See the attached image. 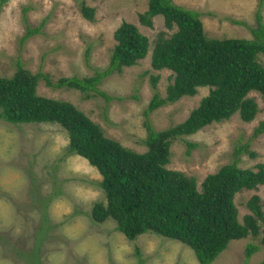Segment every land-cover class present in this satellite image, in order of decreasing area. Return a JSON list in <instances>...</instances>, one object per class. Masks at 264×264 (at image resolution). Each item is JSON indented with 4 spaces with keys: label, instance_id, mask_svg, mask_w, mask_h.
I'll list each match as a JSON object with an SVG mask.
<instances>
[{
    "label": "rangeland",
    "instance_id": "obj_1",
    "mask_svg": "<svg viewBox=\"0 0 264 264\" xmlns=\"http://www.w3.org/2000/svg\"><path fill=\"white\" fill-rule=\"evenodd\" d=\"M93 8L94 21L80 13L81 3ZM175 5L198 12L208 38L250 39L247 27L256 25L260 0H172ZM148 0H9L0 8V77H12L17 60L32 74L42 73L52 82L63 77H88L107 68L116 42L114 31L123 22L134 24L149 40L147 56L120 74L105 78L99 89L112 97L84 98L75 90L52 89L43 79L39 96L66 101L100 126L104 135L136 153H144L146 138L143 112L154 92L165 98L173 83L169 70H154L151 53L159 35L168 38L162 16L152 27L141 25L138 15ZM264 22V2L261 9ZM233 21L241 23L236 25ZM40 31L20 46L26 28ZM87 54V55H86ZM259 61L264 63V57ZM152 77H158L155 91ZM209 88H199L194 97H183L149 115L154 130L181 124L195 109ZM136 97V98H135ZM259 109L244 123L238 114L213 123L190 136L174 140L167 168L194 178L198 189L204 178L233 161V151L248 144L240 157L241 169L256 171L264 166V134L251 138L264 121V98L248 94ZM186 142L195 144L189 155ZM66 132L57 125L17 124L0 120V264H199L184 244L145 233L129 241L115 231V222L91 220L95 203H105L99 187L101 176L88 162L67 155ZM264 200V184L243 190L234 198L239 219L249 214L252 196ZM261 235L231 241L212 264H259L264 259ZM248 245L258 246L250 259Z\"/></svg>",
    "mask_w": 264,
    "mask_h": 264
},
{
    "label": "trees",
    "instance_id": "obj_2",
    "mask_svg": "<svg viewBox=\"0 0 264 264\" xmlns=\"http://www.w3.org/2000/svg\"><path fill=\"white\" fill-rule=\"evenodd\" d=\"M9 0H0V8ZM260 0L255 13L256 25L247 27L250 39L208 38L200 14L175 5L172 0H148L147 10L138 15L141 25L151 28L152 20L162 16L168 30L176 28L170 37L159 35L151 53L154 70H169L173 83L168 85L165 98L155 91L158 77H152L154 95L143 115L146 138L144 153H136L106 137L99 125L69 102L39 96L40 79L52 89L80 92L84 98L101 96L106 102L113 98L99 89L102 81L120 74L143 60L149 50L148 38L129 22L114 31L116 42L109 64L103 71L94 70L88 77H63L52 82L42 73L32 74L17 60L12 77H0V120L17 124H50L61 127L67 135V155L85 159L101 176L99 187L105 203H95L91 220L103 223L108 218L115 231L129 241L145 233L178 241L190 248L199 264H212L234 240L248 235L258 237L264 247V200L254 195L247 202L249 214L239 219L235 206L236 194L256 190L264 184V166L256 171L241 169L238 164L248 144L236 147L233 161L217 172L207 175L198 189L194 178L170 170V146L174 140L197 133L206 126L229 120L238 114L244 123L258 114L251 92L264 98V22ZM93 8L83 2L81 15L94 21ZM240 25L241 23L233 21ZM40 31L26 28L20 46ZM87 55V54H86ZM209 88L198 106L184 122L162 131L154 130L149 115L183 97H194L199 88ZM136 98V97H135ZM264 134V121L254 129L251 138ZM195 144L186 142L189 155ZM251 157L255 154L248 152ZM258 251L248 245L247 259ZM264 264V259L259 263Z\"/></svg>",
    "mask_w": 264,
    "mask_h": 264
}]
</instances>
